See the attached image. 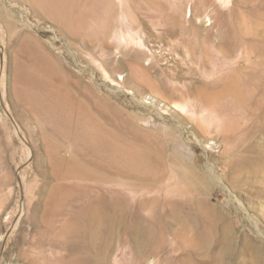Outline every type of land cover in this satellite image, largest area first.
Returning <instances> with one entry per match:
<instances>
[{
	"label": "rangeland",
	"instance_id": "rangeland-1",
	"mask_svg": "<svg viewBox=\"0 0 264 264\" xmlns=\"http://www.w3.org/2000/svg\"><path fill=\"white\" fill-rule=\"evenodd\" d=\"M92 1L79 0L86 29L74 32L33 0H0V264H58L85 254L71 250L68 231L88 187L55 177L51 125L21 94L23 76L64 104L72 122L94 114L120 147L154 162L164 189L127 190L132 206L168 189L171 198L193 206L202 198L213 208L196 228L190 222V232L160 202L170 226L144 246L146 256L136 255L120 224L104 242V264H264V96L255 79L264 72V0H213L219 13L204 11L200 0H115L118 27L108 38ZM234 75L239 99L226 87ZM190 165L193 187L182 179Z\"/></svg>",
	"mask_w": 264,
	"mask_h": 264
},
{
	"label": "bare ground",
	"instance_id": "bare-ground-1",
	"mask_svg": "<svg viewBox=\"0 0 264 264\" xmlns=\"http://www.w3.org/2000/svg\"><path fill=\"white\" fill-rule=\"evenodd\" d=\"M33 1L47 9L49 15L60 20L69 30L78 32L81 29H86L87 14L78 10L79 0ZM114 2L115 0H93L91 3V14L99 26L100 35L104 38H108L118 27ZM200 2L205 6L204 11L219 13L220 9L213 0H200ZM131 27L132 29L135 28L133 24H131ZM95 29L89 27L87 31L91 35L97 36L99 33ZM222 33L220 32V37ZM227 56L225 59L228 58ZM256 75V78L254 76L253 78L262 85L261 90L264 96V72L260 70ZM30 81L32 80H29L26 76L22 77L24 86L20 92L28 100L31 107L45 117L43 120L48 121L51 125L52 135L48 139V151L50 158L53 160L55 177L59 180L74 179L79 181L80 183L77 185L82 186L80 190L88 187L87 191L79 192L72 218L74 222L73 231L71 229L68 231L75 238L71 250L81 252L83 250L85 254L69 256L67 259L57 258L58 264H104L105 257L108 255L107 252H104V242L109 241L108 239L115 235V227L120 224L124 226L125 233H129L130 237L133 238L136 255L138 257L146 256L144 246L153 245L155 239L164 233L163 223L169 225V223L162 221L163 216L161 213L166 206L161 209V206H158L160 202L169 204L175 219L182 224L185 230L190 232L193 228V226L190 227V222H194L193 225L196 228L202 217L209 216L213 208L211 209L208 204H205L204 199L198 198L193 206L190 199L171 198L168 189L165 190L166 193L163 196L153 195L148 200L140 199L132 206L127 190L149 193L164 189L163 178L159 176V171L156 165L153 164L154 162L148 156L139 153L140 151L137 152L136 149V152H134L129 148L120 147L117 144L118 142L116 143L113 139L114 135L110 133V129L100 123V119L95 118L97 116L94 117V114L84 111L85 113H81L79 116L76 115L77 118L73 119L72 122L71 115L65 110L64 104L60 101L47 100L48 96L42 91L43 88L42 90L39 88L41 85L36 84L35 86L34 84L33 86ZM230 82L226 86L227 89L239 99L241 86L238 76H231ZM231 104V109L235 110L236 102L232 101ZM210 107L213 108V104ZM212 110H215V108ZM224 120L225 123L223 121L222 125L225 126L229 121V116ZM53 136H57L63 142L70 141V149L66 150L67 148H65L63 142L58 139L55 140ZM63 151H69V155L62 154ZM108 162H110V165ZM110 166L113 167V170H110ZM188 170L189 173L182 175V179L191 187L196 183L198 185V181L194 180V177L191 178L196 174L195 167L190 165ZM117 175H126V177H131L132 180L119 179ZM106 184L111 185L106 187ZM113 186H118L120 189L113 188ZM60 203H64V200L57 201L58 205ZM145 210L149 212L148 216L143 214ZM189 212H192L194 216L189 215ZM209 219L207 225L210 227L209 230H212L214 222L211 218ZM200 226H202V223ZM62 232L64 233V231ZM204 234L203 231L197 241L202 240ZM140 239L145 241V245L142 244ZM196 242H194V239L189 240L191 246L194 247H196Z\"/></svg>",
	"mask_w": 264,
	"mask_h": 264
}]
</instances>
